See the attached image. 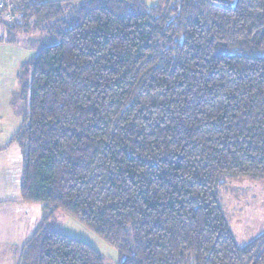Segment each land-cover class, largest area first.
Here are the masks:
<instances>
[{"label":"trees","instance_id":"trees-1","mask_svg":"<svg viewBox=\"0 0 264 264\" xmlns=\"http://www.w3.org/2000/svg\"><path fill=\"white\" fill-rule=\"evenodd\" d=\"M69 1L13 2L58 39L17 73V264H104L58 211L118 264H264V233L238 245L219 199L225 178L264 180V0H87L67 18Z\"/></svg>","mask_w":264,"mask_h":264},{"label":"rangeland","instance_id":"rangeland-1","mask_svg":"<svg viewBox=\"0 0 264 264\" xmlns=\"http://www.w3.org/2000/svg\"><path fill=\"white\" fill-rule=\"evenodd\" d=\"M14 1L0 0V10L5 9L6 12L0 15V147L10 141L21 125L24 105L18 96L17 73L20 66L35 57L43 47L58 43L52 22L50 24L53 25L41 22V26H34L32 22L21 20L22 25H16L15 20L19 21L21 18L13 10ZM139 1L150 7L158 4L159 0ZM86 2L87 0H70L63 3V8L68 6L65 11L67 18ZM12 12L17 16H13ZM9 147L11 159L17 160L14 163L18 165L21 180L22 158L16 144L7 148ZM15 176L12 169L0 168V264L18 263L23 246L21 227H26L33 214L30 206L21 201L20 181V198L13 194L10 185L14 184ZM219 199L238 245H247L264 233V180L252 182L248 179L225 178L219 187ZM2 200L5 202H1ZM50 224L91 245L102 255L104 264L119 263V254L113 246L65 212L58 211Z\"/></svg>","mask_w":264,"mask_h":264},{"label":"crops","instance_id":"crops-1","mask_svg":"<svg viewBox=\"0 0 264 264\" xmlns=\"http://www.w3.org/2000/svg\"><path fill=\"white\" fill-rule=\"evenodd\" d=\"M8 143L9 142H7L4 146L0 147V166H1L0 168L6 167L10 171L12 169V171L15 172V175H16L15 178H16V180H15L14 184L13 185H10V186L13 189V194L15 195V197H16V195H18L17 198H20V196H19V181H20V175H19V172H18V165L16 163H14L17 160L16 159L15 160L14 159L13 160L11 159V148L10 147H9V149L7 148L8 147ZM1 202H5V201L2 200Z\"/></svg>","mask_w":264,"mask_h":264}]
</instances>
